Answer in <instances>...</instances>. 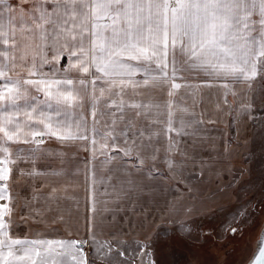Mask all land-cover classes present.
Listing matches in <instances>:
<instances>
[{
    "label": "snow or ice",
    "instance_id": "obj_1",
    "mask_svg": "<svg viewBox=\"0 0 264 264\" xmlns=\"http://www.w3.org/2000/svg\"><path fill=\"white\" fill-rule=\"evenodd\" d=\"M257 79L264 80V0H0V264H92L85 245L96 243L98 158L110 166L101 187L113 171L149 187L160 175L151 171L156 146L178 149L175 138L202 122L182 97L206 88L227 104ZM46 137L91 152L84 170L90 238L13 231L18 218L46 229L63 221L58 209L46 218L11 193L15 172L36 174L18 168L24 158L15 146L29 145L27 158L35 160ZM165 163L172 169L174 160ZM56 191L49 189V204L58 205ZM25 208L27 217L18 215ZM150 250V242L141 244L139 257ZM96 251L111 258L113 247ZM126 251L117 247L115 255Z\"/></svg>",
    "mask_w": 264,
    "mask_h": 264
},
{
    "label": "rangeland",
    "instance_id": "obj_2",
    "mask_svg": "<svg viewBox=\"0 0 264 264\" xmlns=\"http://www.w3.org/2000/svg\"><path fill=\"white\" fill-rule=\"evenodd\" d=\"M229 102L234 107L226 125L196 123L175 138L178 153H168L174 164L166 166V218L153 229L149 253L158 264H246L256 251L264 228V80L257 79L240 100L251 109H238L237 98ZM204 113L202 99L194 114ZM31 164L17 161L25 172ZM14 175L11 193L16 198L17 188L22 199L37 177ZM174 200L177 212L175 203L169 205ZM231 228L237 229L234 235Z\"/></svg>",
    "mask_w": 264,
    "mask_h": 264
},
{
    "label": "crops",
    "instance_id": "obj_3",
    "mask_svg": "<svg viewBox=\"0 0 264 264\" xmlns=\"http://www.w3.org/2000/svg\"><path fill=\"white\" fill-rule=\"evenodd\" d=\"M15 2L16 0H12V3ZM27 3H30V0H26V6ZM29 15H31V12H29ZM192 82H198V78L193 77ZM37 95L42 98V94ZM247 96L248 94L245 96L239 95L238 90L235 97L231 94L228 95L227 104H225L220 93L205 88L195 94L189 92L187 96L182 97V100L187 105H193L192 100L197 99L198 103L194 105L195 113L199 108L200 100L203 99L205 113L203 116L201 114L197 116L202 117L203 125H208V122H222V125H226L227 115L231 113L234 107L229 102L230 99L237 98L239 101L238 109H240V100ZM192 125H196V122L193 121ZM15 147L20 156L24 158L22 162H25L28 159L29 145L19 144ZM41 147L45 150L42 155L35 160L28 159L33 163L31 164V171L36 173L37 180H33L29 194H24L22 199L16 188V199L20 203L29 202L34 211L39 212L46 218L53 215V211L48 210L49 208L52 210L58 209L59 215L63 216V221L52 226V228L46 229L45 225L38 224L36 220L25 223L18 218L16 222L18 232L15 235L24 237L47 231L50 235L60 237L90 238L91 230L88 223L93 213L90 211L87 200L84 170L92 167L91 152L79 146V142L62 144L54 137L51 139L46 137L45 144ZM156 147L158 149L156 152V167L152 168L151 171L153 174L158 171L160 175L151 180L149 187H144L142 184L133 187L125 179L128 176L127 173L118 175L116 171L110 174L109 180L104 182V187H101L100 181L103 180L110 166L101 165L99 161L103 158H98L96 167L100 180L97 181V188L99 189L97 199L100 203L97 204V213L95 214L96 243L93 245L90 240V243L85 245V252L92 264H139V261L142 264H148L149 259H151V254L146 258L144 257V261L143 258L139 257V246L152 242L154 227L159 226L166 218L168 202L166 201L167 172L165 161L168 159V153L171 156L178 153L177 149L166 152V144L157 145ZM36 170L38 171L35 172ZM135 175L140 176L142 173H136ZM51 187L57 189L53 195L58 198V205L56 203L49 204V189ZM23 188L22 186L20 189L21 193H23ZM172 203L176 204L174 205L176 207L174 211L177 212L179 209L176 201H171L169 205L171 206ZM117 204L119 208L115 207ZM153 213L155 216L152 215ZM18 215L27 217L28 209L25 208ZM107 244L113 247L111 258L96 251L100 245ZM117 247L127 250L124 258L115 255Z\"/></svg>",
    "mask_w": 264,
    "mask_h": 264
},
{
    "label": "water",
    "instance_id": "obj_4",
    "mask_svg": "<svg viewBox=\"0 0 264 264\" xmlns=\"http://www.w3.org/2000/svg\"><path fill=\"white\" fill-rule=\"evenodd\" d=\"M258 245L260 247H264V228L262 230L260 239L258 241ZM258 245H257L256 251L252 255L251 259L246 264H258V261H257V257H259V248H258Z\"/></svg>",
    "mask_w": 264,
    "mask_h": 264
}]
</instances>
